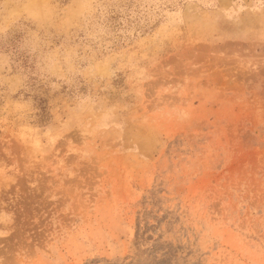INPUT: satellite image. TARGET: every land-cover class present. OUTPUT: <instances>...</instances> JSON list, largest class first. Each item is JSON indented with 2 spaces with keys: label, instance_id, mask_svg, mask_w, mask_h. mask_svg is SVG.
<instances>
[{
  "label": "rangeland",
  "instance_id": "obj_1",
  "mask_svg": "<svg viewBox=\"0 0 264 264\" xmlns=\"http://www.w3.org/2000/svg\"><path fill=\"white\" fill-rule=\"evenodd\" d=\"M0 264H264V0H0Z\"/></svg>",
  "mask_w": 264,
  "mask_h": 264
}]
</instances>
